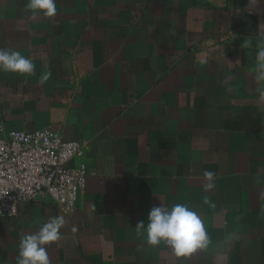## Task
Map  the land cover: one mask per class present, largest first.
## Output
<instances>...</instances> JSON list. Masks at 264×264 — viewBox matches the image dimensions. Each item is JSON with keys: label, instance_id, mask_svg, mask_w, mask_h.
<instances>
[{"label": "crops", "instance_id": "crops-1", "mask_svg": "<svg viewBox=\"0 0 264 264\" xmlns=\"http://www.w3.org/2000/svg\"><path fill=\"white\" fill-rule=\"evenodd\" d=\"M27 2L0 0V48L35 69L0 72V137L82 141L68 165L88 173L69 214L36 198L0 216V264L60 216L51 264H264V0H56L52 18ZM176 203L210 241L186 258L135 227Z\"/></svg>", "mask_w": 264, "mask_h": 264}, {"label": "built area", "instance_id": "built-area-1", "mask_svg": "<svg viewBox=\"0 0 264 264\" xmlns=\"http://www.w3.org/2000/svg\"><path fill=\"white\" fill-rule=\"evenodd\" d=\"M85 148L84 142L63 141L47 128L4 132L0 137V216L13 215L18 202L36 198L71 213L88 170L83 163L69 166L68 162Z\"/></svg>", "mask_w": 264, "mask_h": 264}, {"label": "clouds", "instance_id": "clouds-1", "mask_svg": "<svg viewBox=\"0 0 264 264\" xmlns=\"http://www.w3.org/2000/svg\"><path fill=\"white\" fill-rule=\"evenodd\" d=\"M26 9L46 18L56 15V0H28ZM259 62L253 69L257 81H264V40L258 43L256 53ZM35 71L33 63L18 50L0 48V72L30 74ZM211 177V172L205 173ZM65 221L62 216L53 217L38 232L25 236L20 241L18 264H51L46 245L60 238V229ZM137 232L146 229L147 244L168 246L177 258L188 257L209 245V237L199 215L181 203L171 209L161 204L148 213L147 223L143 220L135 225Z\"/></svg>", "mask_w": 264, "mask_h": 264}]
</instances>
